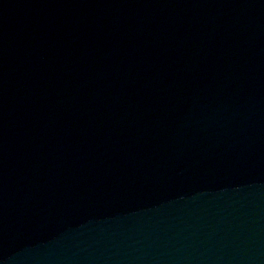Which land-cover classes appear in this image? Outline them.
<instances>
[{"label": "water", "instance_id": "obj_1", "mask_svg": "<svg viewBox=\"0 0 264 264\" xmlns=\"http://www.w3.org/2000/svg\"><path fill=\"white\" fill-rule=\"evenodd\" d=\"M0 264H264V0H0Z\"/></svg>", "mask_w": 264, "mask_h": 264}]
</instances>
